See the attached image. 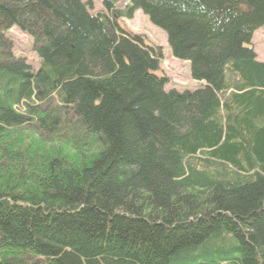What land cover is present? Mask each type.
Wrapping results in <instances>:
<instances>
[{
	"label": "trees",
	"instance_id": "trees-1",
	"mask_svg": "<svg viewBox=\"0 0 264 264\" xmlns=\"http://www.w3.org/2000/svg\"><path fill=\"white\" fill-rule=\"evenodd\" d=\"M261 28L264 0H0V264H264Z\"/></svg>",
	"mask_w": 264,
	"mask_h": 264
},
{
	"label": "rangeland",
	"instance_id": "rangeland-1",
	"mask_svg": "<svg viewBox=\"0 0 264 264\" xmlns=\"http://www.w3.org/2000/svg\"><path fill=\"white\" fill-rule=\"evenodd\" d=\"M90 1L94 3L95 12L102 9V0ZM118 7L124 9L126 4L120 2ZM123 22V26L125 25L124 28L127 30L136 34L145 35L150 41L164 48L165 60H163L161 68L170 81L169 85L166 87L167 91L171 89H176L181 92L185 90L194 91L199 88L200 83L193 81L190 77V64L175 58L173 59L169 55L166 34L153 26L142 12H137L132 20H124ZM6 36L13 41L16 55L26 58L32 68L37 71L39 59L33 50V40L22 33L17 27L8 31ZM252 46L257 55V60L264 63V28L255 32L252 39ZM73 155L74 154L71 156L72 160L76 159V155H74V158Z\"/></svg>",
	"mask_w": 264,
	"mask_h": 264
},
{
	"label": "bare ground",
	"instance_id": "bare-ground-1",
	"mask_svg": "<svg viewBox=\"0 0 264 264\" xmlns=\"http://www.w3.org/2000/svg\"><path fill=\"white\" fill-rule=\"evenodd\" d=\"M247 46V45H246ZM251 46V45H250ZM47 102V101H46ZM46 105V104H45ZM39 106H41V105H39ZM39 108V107H38ZM12 128V127H11Z\"/></svg>",
	"mask_w": 264,
	"mask_h": 264
}]
</instances>
